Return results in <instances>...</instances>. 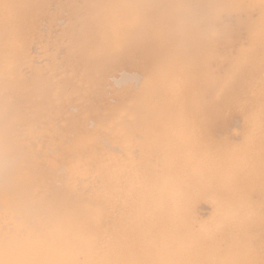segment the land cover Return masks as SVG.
<instances>
[{
    "label": "bare ground",
    "instance_id": "6f19581e",
    "mask_svg": "<svg viewBox=\"0 0 264 264\" xmlns=\"http://www.w3.org/2000/svg\"><path fill=\"white\" fill-rule=\"evenodd\" d=\"M0 264H264V0H0Z\"/></svg>",
    "mask_w": 264,
    "mask_h": 264
}]
</instances>
